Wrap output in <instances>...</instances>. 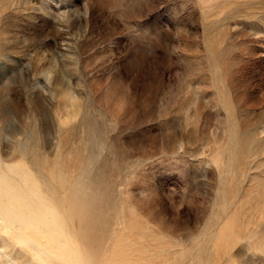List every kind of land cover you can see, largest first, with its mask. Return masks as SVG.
<instances>
[{"label":"rangeland","instance_id":"obj_1","mask_svg":"<svg viewBox=\"0 0 264 264\" xmlns=\"http://www.w3.org/2000/svg\"><path fill=\"white\" fill-rule=\"evenodd\" d=\"M0 225V264H264V0H0Z\"/></svg>","mask_w":264,"mask_h":264},{"label":"bare ground","instance_id":"obj_2","mask_svg":"<svg viewBox=\"0 0 264 264\" xmlns=\"http://www.w3.org/2000/svg\"><path fill=\"white\" fill-rule=\"evenodd\" d=\"M14 217V216H13ZM19 219H20V217H19ZM17 220V219H16ZM1 226V225H0ZM9 227H11V226H9ZM29 227V226H28ZM14 228V227H13ZM30 228V227H29ZM1 229H3L2 227H1ZM9 229V228H8ZM16 229V228H15ZM14 230V229H13ZM27 230V229H26ZM15 232H17V231H15ZM31 232H32V230H31ZM17 234H18V232H17ZM29 234V233H28ZM15 235V234H14ZM37 235V234H36ZM41 235V234H40ZM49 235V234H48ZM29 236V235H28ZM54 236V235H53ZM33 238V237H32ZM20 239L21 240H23V242L22 243H24V242H26V243H30V244H32L33 245V247L35 248V249H37L38 251H40V252H43L44 254H47V256L49 255L50 257H49V259L51 258V257H54V256H52L50 253H48L47 251H46V249L47 248H45V250L43 249V248H41V246L40 247H38V246H36L35 244L37 243V242H35V243H33L28 237H26V236H24V235H21L20 236ZM40 239V238H39ZM45 239V238H44ZM51 240H52V238H50ZM53 239H54V237H53ZM35 240V239H34ZM33 240V241H34ZM37 240V239H36ZM50 240V242H52ZM54 240H56V239H54ZM53 240V241H54ZM59 241V240H58ZM47 242V241H46ZM21 243V242H20ZM56 243H58V242H56ZM61 243V242H60ZM63 244V243H62ZM62 244H60V246H62ZM38 245H40V244H38ZM51 246V245H50ZM70 246V245H69ZM10 247V246H9ZM64 247H66V245L64 246V244H63V246H62V248H64ZM69 248V247H68ZM53 249V248H52ZM69 249H71V248H69ZM63 251H65V248L63 249ZM3 252V251H2ZM35 252V251H34ZM55 252H57V251H55ZM60 255V254H59ZM9 256V255H8ZM46 256V255H45ZM61 256V255H60ZM65 256V255H64ZM69 256V255H68ZM73 256V255H72ZM78 256V255H77ZM6 257V256H5ZM41 257V256H40ZM74 257V256H73ZM76 257V256H75ZM81 256L79 255V257L78 258H80ZM10 258V257H9ZM46 258V257H45ZM61 258V257H60ZM62 258H63V256H62ZM67 258V257H66ZM78 258H76L77 260H78ZM43 259H44V257H43ZM72 259H74V258H72ZM75 259V260H76ZM9 260V259H8ZM14 260V259H13ZM76 260V262L78 263V261H80V260H78L77 261ZM14 261H16V260H14ZM52 261V260H51ZM59 261V264H71L69 261L70 260H68V262L66 261V262H63V261H60V260H58ZM13 264H16V262H12ZM81 263V262H80ZM85 263V262H84ZM18 264V263H17ZM51 264H52V262H51ZM53 264H57V263H53ZM74 264V263H73Z\"/></svg>","mask_w":264,"mask_h":264}]
</instances>
